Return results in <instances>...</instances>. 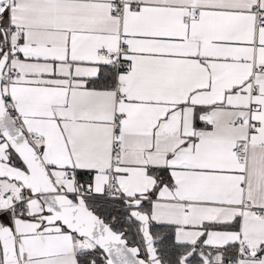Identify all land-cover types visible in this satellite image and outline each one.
<instances>
[{"label": "snow or ice", "instance_id": "1", "mask_svg": "<svg viewBox=\"0 0 264 264\" xmlns=\"http://www.w3.org/2000/svg\"><path fill=\"white\" fill-rule=\"evenodd\" d=\"M0 264H264V0H0Z\"/></svg>", "mask_w": 264, "mask_h": 264}]
</instances>
